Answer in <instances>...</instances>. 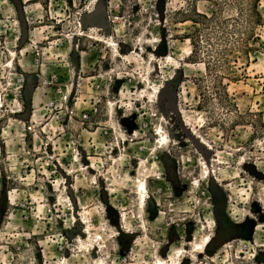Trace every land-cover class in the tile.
I'll return each mask as SVG.
<instances>
[{"label":"rangeland","instance_id":"374dc122","mask_svg":"<svg viewBox=\"0 0 264 264\" xmlns=\"http://www.w3.org/2000/svg\"><path fill=\"white\" fill-rule=\"evenodd\" d=\"M0 264H264V0H0Z\"/></svg>","mask_w":264,"mask_h":264},{"label":"trees","instance_id":"16d2710c","mask_svg":"<svg viewBox=\"0 0 264 264\" xmlns=\"http://www.w3.org/2000/svg\"><path fill=\"white\" fill-rule=\"evenodd\" d=\"M196 17L201 18L200 21L195 20V18H189L188 20L192 22L193 24H200L202 26H206V28H225L224 26H227L229 21L223 20L220 21L214 17H207L204 15H200L196 12H194ZM235 22V20H232ZM186 39L190 40L191 46H192V54H197V50L199 49V43L196 41V36H187ZM209 68V66H206V69Z\"/></svg>","mask_w":264,"mask_h":264}]
</instances>
